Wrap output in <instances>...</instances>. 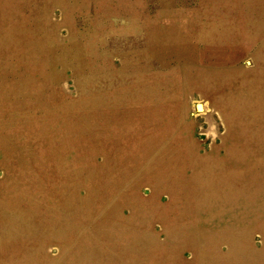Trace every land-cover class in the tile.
<instances>
[{
	"label": "rangeland",
	"instance_id": "374dc122",
	"mask_svg": "<svg viewBox=\"0 0 264 264\" xmlns=\"http://www.w3.org/2000/svg\"><path fill=\"white\" fill-rule=\"evenodd\" d=\"M259 32L264 0H0V248L264 264Z\"/></svg>",
	"mask_w": 264,
	"mask_h": 264
},
{
	"label": "bare ground",
	"instance_id": "6f19581e",
	"mask_svg": "<svg viewBox=\"0 0 264 264\" xmlns=\"http://www.w3.org/2000/svg\"><path fill=\"white\" fill-rule=\"evenodd\" d=\"M260 36L264 35V32H259ZM202 109V106H200ZM7 229L9 235L18 234V225L17 224H3L0 226V231ZM5 241V237L0 233V245ZM30 254H13L12 252L7 256L6 252L3 248H0V264H23L28 258Z\"/></svg>",
	"mask_w": 264,
	"mask_h": 264
}]
</instances>
